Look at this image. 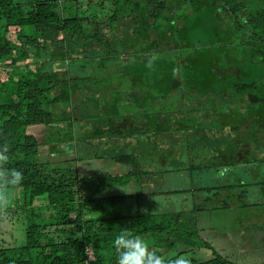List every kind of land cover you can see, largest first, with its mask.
Wrapping results in <instances>:
<instances>
[{"label":"trees","instance_id":"obj_1","mask_svg":"<svg viewBox=\"0 0 264 264\" xmlns=\"http://www.w3.org/2000/svg\"><path fill=\"white\" fill-rule=\"evenodd\" d=\"M82 1L85 0H34L26 9L12 0H0V151L7 143L6 167L24 173L22 185L10 190L11 204L6 214L0 216V226L5 220L19 217L21 212L25 220L24 243L12 247L0 245V264H117L113 242L122 228L131 229L146 241L151 251L164 258L182 250L180 255H189L191 264H236L200 241L197 212L205 209L198 206L191 215L186 211L121 215L115 207L125 196L101 197V194L127 185L135 176L140 181L155 176L154 173H170L180 178L184 172L183 180L191 187L185 191H193L198 174L210 170L236 168L247 175L260 171L259 178L251 179L254 182L250 185L263 177L264 0H138L137 3L130 0V5L117 0V10L106 19L112 39L98 28L102 21L80 16ZM196 14L193 20L191 17ZM121 20L130 22V38L115 36V26ZM200 26L204 32L208 28L209 34L195 48L191 37ZM69 34L81 40L86 48L94 43L102 47L113 42L122 44L125 40L126 56L144 58L147 66H156L151 70L150 88L162 99L172 97L173 93L176 98L186 95L193 98L185 116L179 115L180 119L175 120L168 114L165 127L162 123L155 124L154 115L150 116V129L134 135L137 144L133 151L116 148L113 163L128 167L125 174L100 171L85 176L76 167L41 160L67 141L50 140L57 136V131L48 135L46 131L44 141L40 142L39 134L66 122L58 117L56 107L72 102V82L81 79L72 78L70 73L54 66L58 62L52 50L54 43L60 37L66 42ZM130 40L138 47L130 50ZM151 56L155 61L150 60ZM112 57L115 58L110 56L107 60ZM221 60H228L225 63L228 70L221 69ZM144 73L147 72L143 69L139 74ZM139 74L133 77L139 79ZM179 77L181 83L186 82L189 94L182 88L176 90L174 82ZM212 129L216 134L203 147H213L214 151L211 154L206 149L197 151L195 144L206 142L210 137L207 131ZM175 130L187 135L174 158L168 155L170 150L157 152L154 141L149 145L145 141L139 143L142 136L159 140L165 132ZM105 135L132 137L127 136L128 132L117 131L112 124L108 129L98 127L84 137L93 140ZM252 145L258 153L242 151ZM157 153L168 157L169 165L152 172V168L145 166L153 164ZM97 155L94 154V159L100 163L103 158ZM260 186L264 194V181ZM197 190L211 192L220 199L222 192L226 193L221 199L223 204L214 210H226L229 203L247 197L246 185ZM101 212L105 214L96 216Z\"/></svg>","mask_w":264,"mask_h":264},{"label":"rangeland","instance_id":"obj_2","mask_svg":"<svg viewBox=\"0 0 264 264\" xmlns=\"http://www.w3.org/2000/svg\"><path fill=\"white\" fill-rule=\"evenodd\" d=\"M12 1L26 7V9H29L34 2V0ZM124 1L126 5H130V0ZM134 1H136V3L138 2V0ZM236 1L238 2L243 0ZM236 1L234 3H236ZM117 4V0H85L82 1L79 5V14L81 17L89 20L95 19L97 22L102 21L100 22L101 24H97L98 28L103 35L109 37V39H112L111 37H113V35H110V29L107 25L108 23L106 19L107 17L111 16L115 10H117ZM124 11L126 12V9ZM196 16L197 14L193 15L191 18H195ZM195 21L197 22V18L195 19ZM95 26H93V28H95ZM199 28L200 30L198 32H194L191 37V39L195 41V48H198V45H201L200 43H204V40L207 39L209 34V32H207L208 28L205 32L201 30V26ZM115 36H118L119 39H125L126 37L130 38L132 36V26L130 22L121 20L119 23H117L115 26ZM61 38L62 37L58 39L61 42L59 41L57 42V44L54 43V46L52 48L55 56L58 58V62L54 66L64 70L65 72L67 71V73H70V77L72 78H81L78 81H76V79L72 82L74 86L73 101H75L73 102V106L71 105L72 102H70L63 105L60 104L56 107L58 110V117L61 120H66V122L63 124H69L68 121H70V123L73 122L72 119H68L70 113L65 110L66 112H68L66 114L64 109H62V107L65 108V106L67 105H70L69 109L72 110L71 113L75 112L76 114H80L81 116L84 115L83 118L85 122H91L94 121L91 120L92 118H98L97 116L93 117V115H100V118L98 120L101 121V124L104 123V119L110 117L111 115L116 116L117 119H120V121L123 119L132 118L130 119L132 123L139 122V119L137 117H134L136 114L137 106L135 107L131 104H125V101H127V94H132V91L125 89L124 92L123 89L119 86V83L124 81L127 77H125V79L119 78V74L117 75L114 72L112 73V69H115L116 64L125 65L129 69L125 73L128 77L134 74L138 75L144 69V72L147 73L139 74V79L144 76L148 83H152L151 70H155L156 66H152L151 64L147 66L145 62L146 60L144 58H137L136 60V57L126 56L127 60H125V56H122V54L125 55L126 52H128L126 46H124L125 40L122 44L113 42L112 44H109V46L103 44L104 46L102 47L98 45L100 48H103V51L97 52L91 51L89 48H86L81 40L71 38L70 34L67 35L68 40L66 42H63V38L62 40ZM233 39L236 40L237 38L233 37ZM133 43V40H130V42H128L130 50L133 46L134 48L138 47L137 44ZM110 56H114L116 58L112 57L111 59L107 60ZM149 58L151 61H155V58L153 56ZM105 62L109 63L107 64L108 66L112 65V69L108 66L106 67V69L103 68V64H105ZM141 62L144 63L140 65ZM226 62L224 60L220 61L222 70H228L226 69L228 68V66L225 65ZM134 65H140L139 67H142L143 69L138 67V69H140L138 70ZM179 74L181 76V72ZM126 81H128V79H126ZM179 88H182L185 94L189 92L186 87V82L184 81L180 84V87L176 88V90ZM76 89L79 90V97L77 95ZM86 90L89 92H87ZM150 91L151 97H153L155 93H158L157 91L154 92V90L152 89H150ZM158 95L160 94L158 93ZM175 98L176 95L173 93L172 97H167L166 102L172 103L174 102L173 100H176ZM161 106H165L166 108L169 107L167 105H164L163 102ZM76 124H78V122ZM91 127L95 129L96 125H87L89 131ZM54 128L56 130V126H54ZM67 129L66 131H63V129H57V136L52 137L50 140L61 139L64 142V140H70L71 136H73L74 139L77 138L75 135L76 132L69 133ZM123 130L127 132L128 129ZM45 134L46 130L40 132V142L44 141L43 138H45ZM135 134H137L136 131L130 130L127 136H134ZM84 138L85 137L80 136V139L83 140H81L82 143L78 145L76 150L75 143L72 150H69V147L66 144L64 145L65 148L61 146L63 149V151H60L61 153H46L48 154V156L41 157V160L43 162H49L52 164L57 163L68 168L76 167V169H78L85 176L89 174H96L100 171H107L112 174H125L129 171V168L126 166L114 164L112 160H105L104 157L106 156L101 157L103 158V160L99 163L98 160L94 159V153H92L94 150V146L88 145V140H84ZM140 146H142V144H140ZM58 148H60V146H58ZM254 148H256V146H247L244 147L242 151H257L258 153V149ZM209 149L210 150L208 151V153L211 154L212 151H214V148ZM169 152L170 153H168V155H171L170 158H174V155L177 153V151ZM178 152H180V150ZM81 156L85 160H81ZM87 156H89V159L84 158ZM76 158H79L80 161L76 160ZM187 159L188 158H185V161ZM209 160L210 158L208 159V161ZM159 162L161 163L160 166H165V164L167 166L168 157L166 158L165 155L161 156V158H159ZM145 168L148 169L147 166H145ZM156 169L160 170L163 168L157 167ZM153 170H155V168ZM256 173V176L258 177L260 171ZM154 175L155 176H152L151 178L149 177V179L153 178L154 181H158V183H156V187H153L152 183V185L148 184L147 186H143L142 180L146 178H143L139 181L140 177L135 176L127 185L111 188L110 190L103 192L101 194V197H105L107 195L125 196L126 199L122 200V203L120 204L121 206L117 204V206L115 207V211L119 212L121 215H132L139 212L162 213L183 211H186L191 215V212L199 206L205 209L203 211L197 212V230L199 233L200 241L211 245L217 253L228 258L230 261L236 264H264V205L256 207L240 206V204H264V194L260 186V183L264 181V175L261 179L258 180V182H255L254 185H250L254 182L251 180L254 179L252 172L250 173V175H247V172H245L244 170L241 169L239 173V170L236 168L225 169L221 171L210 170L206 173L198 174V176L195 178V181L193 182V191H185L191 188L189 184H185L186 181L170 173H168L167 175H157L156 173H154ZM255 179L257 178L255 177ZM232 184H237L239 185V187L246 185L247 197L244 198L243 201H239L238 199V201L236 200L229 203L230 206L226 210H214L215 207L223 204V200L221 199L225 198L224 195H226V193L222 192L220 199L219 197L217 198V196L214 197L213 193L211 192H199L197 190H207ZM176 189L182 190L183 192L173 193L172 191ZM241 189L242 188L239 189L240 192ZM20 214L21 215L19 217L5 220L0 226L1 246H20L22 243H24L25 220L23 216L24 214L22 212ZM103 214L105 213L101 212L96 216H101ZM181 251L182 250L172 253L167 258L165 257L166 260L175 258V256L177 254H180L179 252ZM185 256L189 258V255Z\"/></svg>","mask_w":264,"mask_h":264},{"label":"crops","instance_id":"obj_3","mask_svg":"<svg viewBox=\"0 0 264 264\" xmlns=\"http://www.w3.org/2000/svg\"><path fill=\"white\" fill-rule=\"evenodd\" d=\"M89 49L91 51H98V52L103 51V48H100L95 43L93 45H91ZM122 56H125L124 58H125V60H127L126 55L122 54ZM107 64H109V63L105 62V64H103V66H104L103 68L106 69V67L108 66ZM134 66L138 69V67L140 65H138V66L134 65ZM108 67L112 69L113 66L110 65ZM139 68H142V67H139ZM128 70L129 69L127 68V66L122 65V64H116L115 69L114 70L112 69V73L114 72L117 75L119 74L118 77L121 79L122 78L125 79V77H127L126 79H128V81H126V79H125L124 81L119 83V86L123 89L124 92H125V89L132 91V94L126 93L127 94V96H126L127 101H125V104H127V105L131 104V105H134L135 107L137 106L136 114L134 117H137L139 119V122L132 123L130 120L132 118L123 119L120 121V119L113 118L112 117L113 115L104 119V121H103L104 123L102 122L103 124L100 123L101 122L100 120H95V119H99L100 115H93V117H96V116L98 117V118H92L91 119V120H94L95 122L94 121H91V122L86 121L85 122L84 118H83L84 115L81 116L80 114H76L74 111H73L74 113H71L72 110L69 109L70 105H67V106H65V109L70 113L68 119H72L73 122L70 123V121H68L69 124H66V125L62 123L63 125L60 124L59 126H56V130H55L54 126L53 127L50 126L48 129H46V131H47V134H50V133L52 134V132L58 131L57 129H59V130L63 129V131H66V129L68 128L67 130L69 133H71V132L75 133L76 132L75 135L77 138L70 139L69 141L62 143L60 145V148L57 147L56 150H53L54 153H61L60 151L61 150L63 151L62 147H64V145H66V144L69 147L68 149L72 150L74 148V143H75V150H76L78 145L82 143L81 140H83V139H80V136L84 137L86 134H89V133L93 134L94 131L96 130V128H98V127H102V129H106V128L108 129L109 125L112 124L117 129V131H119V132L127 133V132H130V130H134V131H137V133H140L142 130H145V129L149 130L150 129L149 128L151 125V122H150L151 117L150 116L154 115V117L156 119L154 121L155 124L162 123V126H164V127L166 126V124H165L166 119L168 118L169 115L171 117H173L175 120L180 119L179 115L185 116V114H186V113H184L185 109L189 106L190 101L193 99L192 97H190L189 95H186L183 97L178 96L177 98H175L176 100H173L174 102L168 103V102H166V99L161 98V95H158V93H155L154 97H156V99L152 100L151 93H150L151 92L150 91L151 83H148L147 80L144 78V76L141 79H136L133 77V75H130L128 77L125 74ZM138 70H140V69H138ZM174 83L178 87H180L179 83H181V78L180 77L177 78ZM76 92H77V95L79 97V94H78L79 90H76ZM87 92H89V91H87ZM87 92H85V93H87ZM154 92H156V91H154ZM181 93L184 94V92H181ZM122 94H124V93H122ZM147 98H148V100H147ZM172 99H174V98H172ZM73 102H75V101L72 100V103H71L72 106H73ZM162 102L164 103V105H167L169 107L166 108L165 106H161ZM172 109H174V110H172ZM168 110L169 111L171 110L172 112H175V110L176 111L177 110L178 111L183 110V112L181 114H176V113H172V112L167 113ZM75 111H76V108H75ZM156 113H159V114L156 115ZM154 117H152V118H154ZM77 122H78V124H76ZM88 123H90V124H88ZM79 125H80V127H79ZM87 125H89V126L96 125V128L93 129L91 127V129L89 131V129L87 128ZM176 125H177V123H176ZM153 127H155V126H153ZM123 129H128V130L126 132ZM207 132L210 136L209 139H207L206 142L196 143L195 145L197 148L196 147L195 148L197 149V151L202 152L204 149L209 151L210 150L209 148H213V147L206 148L203 146L210 143V138L214 137V135L216 134V130L212 129V130L207 131ZM186 135H187L186 132L175 130L172 132H165L159 140H154L153 136H142L141 138H139V143H142V141H145V143H147V145H149V143L152 144V142L154 141L156 143V146L158 149L157 152L162 151V150H163V152H167L168 150L178 152L184 146L182 144H183L184 139L186 138ZM85 139H87V138L85 137L84 140ZM87 140H88L87 141L88 145L94 146V150L92 153L98 154L100 158L106 156V157H104L105 160H112V161H113L114 156L116 155V148H118L119 150L121 149V151H122V149H124V151L127 150V152H128V150L133 151L132 148L134 147L135 144H137V136L126 137V138H116V137H111V135L110 136L105 135V138H103V139L102 138L101 139H95L94 138L93 140H89V139H87ZM212 140H214V139H212ZM84 158L89 159V156L84 157ZM159 158H161V155L159 153H157L156 159H155L156 161L153 160L152 161L153 164L151 166L147 165L148 169L152 168V169H150V171L156 172V168L161 167L160 166L161 163L159 162ZM76 159H79V158H76ZM80 159L85 160L82 158V156ZM169 162L171 163L172 160H170ZM208 164H210V162ZM162 167H166V165L162 166ZM154 168H155V170H153ZM183 176H184V172L182 173V176L180 177L182 180L184 178ZM253 176H254V179H255V177L257 179L259 178L256 176V174ZM147 179H148V177L146 179L142 180L143 186H147L148 184L150 185L152 183L153 185L152 184L151 185L153 187H156V185H157L156 183H158V181H149Z\"/></svg>","mask_w":264,"mask_h":264},{"label":"clouds","instance_id":"obj_4","mask_svg":"<svg viewBox=\"0 0 264 264\" xmlns=\"http://www.w3.org/2000/svg\"><path fill=\"white\" fill-rule=\"evenodd\" d=\"M8 145L4 144L0 151V216L6 214L11 204L10 190L22 185L23 171L6 167L9 161ZM113 247L116 252L117 264H191L185 255L177 254L175 258L165 259L151 251L144 239L134 235L131 229L122 228L115 237Z\"/></svg>","mask_w":264,"mask_h":264}]
</instances>
